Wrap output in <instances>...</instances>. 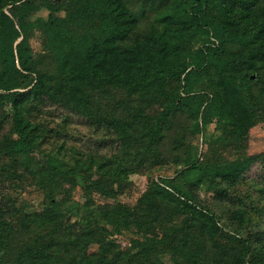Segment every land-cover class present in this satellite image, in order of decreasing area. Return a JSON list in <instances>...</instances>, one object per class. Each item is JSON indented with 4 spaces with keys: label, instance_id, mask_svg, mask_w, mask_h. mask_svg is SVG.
Wrapping results in <instances>:
<instances>
[{
    "label": "trees",
    "instance_id": "1",
    "mask_svg": "<svg viewBox=\"0 0 264 264\" xmlns=\"http://www.w3.org/2000/svg\"><path fill=\"white\" fill-rule=\"evenodd\" d=\"M47 105L66 111L65 122L85 119L98 143L116 150L87 152L66 140L46 148L60 134L39 117ZM213 119L216 139L237 158L225 160L218 146L197 156L192 139ZM262 122L264 0H0V169L14 184L30 174L44 199L28 211L0 191V264H164V253L174 264H264V227L242 231L264 220V173L259 196L226 220L198 193L207 184L214 197L237 199L230 187L264 161L263 151L248 153ZM169 137L186 165L175 178L153 179L135 206L71 202L81 180L86 192L113 195L129 171L161 164ZM131 228L144 238L123 247L112 234Z\"/></svg>",
    "mask_w": 264,
    "mask_h": 264
},
{
    "label": "rangeland",
    "instance_id": "2",
    "mask_svg": "<svg viewBox=\"0 0 264 264\" xmlns=\"http://www.w3.org/2000/svg\"><path fill=\"white\" fill-rule=\"evenodd\" d=\"M39 18L44 17L43 12L38 15ZM31 44L34 48L36 56H41L44 52V47L42 44V36L38 30H35L31 37ZM8 117L5 121L4 132L11 133L12 128V116L13 109L10 105L7 106ZM39 117L43 121H48L52 128L60 130V134L54 135L49 138V141L45 144V147L50 149L54 148L56 143H61L66 140V146H76L79 150L87 152H96L100 154H111L117 148L115 142H111L110 145H103L98 143V134L94 133L93 128L89 123L81 118L74 115L68 116V121L65 122V116L67 114L62 108L56 106L47 105L44 106L39 112ZM62 133V134H61ZM220 131L217 128V121L213 119L203 131L198 133L194 139H192V145L194 146L197 156L200 160L205 158L206 155H211L214 151L215 146H218V154L225 160L237 158L238 151L232 149L230 146H222V141L217 140ZM66 138V139H65ZM114 144V145H113ZM222 146V147H221ZM170 137L165 140L161 148V164L160 161H150L136 170L129 171L126 176L120 181H115L112 183V194H104L101 190L93 188L90 192H86L84 188V182L81 180L77 183L76 187L72 190L71 202L79 201L78 209L83 210L85 208V202L88 200H94L97 204H114L115 202H122L128 206H135L138 199L148 188L150 182L155 179L159 180L162 178H175L179 174V171L186 165L181 159L175 161L174 157H182L185 155L183 151H172ZM221 147V149H219ZM93 148V149H91ZM264 152V122L253 127L250 131V136L248 140V153L257 154L259 152ZM7 161V157L0 154V166ZM163 166V167H158ZM22 169V168H21ZM23 170V169H22ZM4 171V170H3ZM0 169V191L5 194H10L21 201L25 202L28 211H40L44 207L43 193L41 189L38 188L32 182V177L26 172L19 177V181L16 184L9 182L5 177L6 174ZM264 173V161L256 162L252 165L246 175L247 179H239L235 182L233 186L230 187L229 196L235 197L237 199L229 201L230 199H220L216 198L215 191L209 189L207 184L201 185L198 188V193L204 202L209 203L216 211H218L222 216L223 220H226L229 215V210L233 206H239L244 208L249 200H255V197L259 196V187L261 183L257 181L258 176ZM97 174H93V178H97ZM70 183H68V186ZM67 186V184H66ZM250 194L249 196H247ZM257 201V200H256ZM264 205V196L259 201ZM261 205V207H264ZM256 216L259 214L254 212ZM260 219V218H258ZM73 223H79L80 215L73 212L71 214V219ZM253 222L252 224H246L243 227L245 233L255 230L258 226L264 227V220ZM235 226V225H234ZM144 231H137L135 228L122 229L121 232H115L112 234L118 242L122 244L123 247L132 245L133 239L144 238ZM148 235H153V231L146 232ZM97 246H91L92 250H95ZM162 259L164 264H174L170 253L162 254Z\"/></svg>",
    "mask_w": 264,
    "mask_h": 264
}]
</instances>
